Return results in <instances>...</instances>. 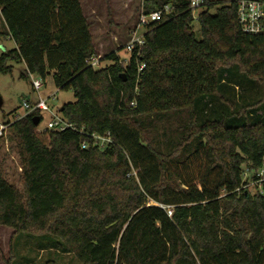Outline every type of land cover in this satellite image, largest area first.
<instances>
[{"label":"trees","instance_id":"16d2710c","mask_svg":"<svg viewBox=\"0 0 264 264\" xmlns=\"http://www.w3.org/2000/svg\"><path fill=\"white\" fill-rule=\"evenodd\" d=\"M237 1L203 0L194 17L189 0H143L140 13L171 10L127 59L119 49L92 69L80 0H0V39L15 45L0 74L21 63V79L74 97L58 109L72 128L38 131L39 110L5 124L23 189L0 164V226L80 264H264V96L252 90L264 30L241 31ZM107 134L106 149L92 146Z\"/></svg>","mask_w":264,"mask_h":264},{"label":"rangeland","instance_id":"374dc122","mask_svg":"<svg viewBox=\"0 0 264 264\" xmlns=\"http://www.w3.org/2000/svg\"><path fill=\"white\" fill-rule=\"evenodd\" d=\"M143 0H80L84 15L90 23V33L93 36V45L97 56L103 57L113 51H121L118 56L127 59L124 51L125 45L136 35H141L143 29H137L138 15ZM214 11H212L213 13ZM196 14L194 17H196ZM193 30L197 39H200L198 24L194 22ZM15 48L10 39H0V56L5 51ZM104 61L100 67L109 65ZM11 74H0V125L14 121L15 117L25 114L23 102L32 104L37 99V93L33 90L30 79H21L25 66L21 63H12ZM260 92L264 96V85L261 88L253 86L252 90ZM260 90V91H259ZM236 94H239L236 90ZM39 96L46 100L47 106L54 113L67 103H73L74 97L71 91L56 89L48 78L38 91ZM240 95V94H239ZM42 121L38 131L46 129L51 119L49 112L41 113ZM0 164L3 177L19 191H22L21 165L16 140L13 131L7 126L0 137ZM136 172H134L135 174ZM250 175L245 176L249 182L248 191L255 192V184L250 180ZM149 204H153L149 201ZM44 243L47 244L43 248ZM0 264H80L73 254L62 253L53 248L47 240L25 234L14 235L12 229L0 226Z\"/></svg>","mask_w":264,"mask_h":264},{"label":"built area","instance_id":"2783aa9c","mask_svg":"<svg viewBox=\"0 0 264 264\" xmlns=\"http://www.w3.org/2000/svg\"><path fill=\"white\" fill-rule=\"evenodd\" d=\"M190 9L192 10L193 15L201 8L203 5V0H189ZM171 10L170 6H165L162 10H157L151 12L149 14L139 13L138 15V23L137 29H145V27L152 23L160 22L164 15H168ZM237 18L238 23L240 25L241 31L244 34L248 35H259L263 33V18H264V0H238L237 1ZM144 33V32H143ZM143 33L141 35H136V31L133 34V37L130 41L125 45L124 51L129 54L134 47L142 46L144 44ZM87 65L92 69L100 68V56H94L90 60L87 61ZM144 65H139L138 74L140 75ZM29 79L31 80V85L33 90L37 93V99L29 104L28 102H23V107L25 109V114H29L32 111L39 110L42 112H49L51 115L50 121L47 123L46 129L55 130V131H63L67 128H72L69 124H67L58 113H54L47 106L46 100L42 99L38 91L42 88L43 84L41 79L29 75ZM134 103L131 104L133 106ZM23 115V116H24ZM21 117V116H20ZM18 117V118H20ZM7 125H0V137L3 135ZM92 146L97 147L101 150H104L111 144V140L107 134V136H98L91 135ZM88 145L83 143L81 145L82 149H86ZM260 176H264L263 172L260 171ZM264 179V178H263ZM172 211L168 208L167 214L170 216Z\"/></svg>","mask_w":264,"mask_h":264},{"label":"water","instance_id":"95a60500","mask_svg":"<svg viewBox=\"0 0 264 264\" xmlns=\"http://www.w3.org/2000/svg\"><path fill=\"white\" fill-rule=\"evenodd\" d=\"M2 104H3V102H2V99H1V97H0V107L2 106ZM38 123H39V119H38V118H35V119H34V125L37 126Z\"/></svg>","mask_w":264,"mask_h":264}]
</instances>
